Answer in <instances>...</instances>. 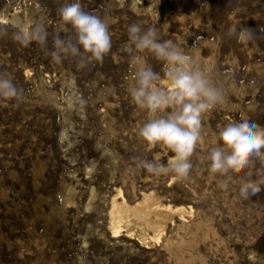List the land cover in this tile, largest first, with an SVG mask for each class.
I'll use <instances>...</instances> for the list:
<instances>
[{
  "label": "rangeland",
  "instance_id": "obj_1",
  "mask_svg": "<svg viewBox=\"0 0 264 264\" xmlns=\"http://www.w3.org/2000/svg\"><path fill=\"white\" fill-rule=\"evenodd\" d=\"M64 3L0 0V15L26 25L43 19L49 33L46 50L36 42L20 45L10 27L0 36V71L25 94L22 102L0 99V264H264V185L247 200L239 195L249 178L264 180V158L228 177L213 173L208 159L222 146L218 133L228 122L243 118L264 127V0H80L109 24L112 39L102 61L87 53L83 66L79 57L57 62L51 55L57 32L75 42V29L58 13ZM134 23L157 28L161 40L207 69L226 96L202 117L203 140L186 183L168 187L163 178L158 184L192 213L147 247L111 237L105 217L83 207L91 186L99 209L116 185L139 194L142 177L155 175L137 168L133 157L166 164L173 154L138 136L152 114L129 94L134 62L124 48ZM244 28L253 39H239L236 32ZM134 53L161 74L158 86H164L163 62L147 50ZM69 185L75 187L72 207L62 201Z\"/></svg>",
  "mask_w": 264,
  "mask_h": 264
},
{
  "label": "clouds",
  "instance_id": "obj_2",
  "mask_svg": "<svg viewBox=\"0 0 264 264\" xmlns=\"http://www.w3.org/2000/svg\"><path fill=\"white\" fill-rule=\"evenodd\" d=\"M61 19L75 29V42L71 36H53L51 55L59 62L63 56L79 57L80 64L86 62L90 53L96 61H102L112 48L109 24L100 15L85 11L80 0H72L58 9ZM12 28V38L22 46L38 43L46 50L49 33L45 21L37 19L31 25L22 20H12L0 26V36L7 35ZM130 43L124 50L132 54L134 71L129 87L133 102L152 116L138 129V136L149 144H163L174 154L167 163L159 159L133 157L137 168L153 175L173 173L178 179L189 176L193 167L192 156L203 140L202 117L210 109L225 102V91L215 84L207 69L199 67L177 44L161 40L158 29H144L134 23L128 27ZM240 40H251L256 35L251 29L236 32ZM83 49V53L81 52ZM147 50L163 62V71L170 86H158L161 74L154 71L142 56ZM24 90L19 88L10 73L0 71V99L24 100ZM79 103L86 101L76 97ZM170 109V111H169ZM222 146L214 147L208 156L213 173L228 177L231 172H240L249 166L253 158H264V127L248 119L230 121L219 130ZM251 177V173L248 174ZM264 180L249 178L239 188V195L247 200L257 195ZM227 189V181L221 185Z\"/></svg>",
  "mask_w": 264,
  "mask_h": 264
},
{
  "label": "bare ground",
  "instance_id": "obj_3",
  "mask_svg": "<svg viewBox=\"0 0 264 264\" xmlns=\"http://www.w3.org/2000/svg\"><path fill=\"white\" fill-rule=\"evenodd\" d=\"M8 19L11 21L16 20L14 15L11 18L0 15L1 22ZM163 83L164 86H170L167 78L163 79ZM62 134H64V131H62ZM159 154V152L156 153V156H159ZM173 155L168 154V160ZM86 168L87 170L90 169V167ZM160 176L151 177L146 175L142 177L144 185L139 189V194L135 193L133 188H122V186L116 185L114 191L107 198L105 209L97 207V192L91 186L89 195L86 196L83 202V207L88 212L96 213L95 216L103 215L105 217L106 227L111 237L124 235L130 239H136L142 246L147 247L150 242L162 240L167 235L170 224H175L177 220H186V215L192 213L191 205L175 203L172 198L168 199L169 197L167 198L164 193L167 188L160 190L158 185L163 178H167L168 187L175 184L176 181L183 180L186 183L187 179H178L173 173H167L166 176L161 178ZM157 178L159 179L157 180ZM187 187L193 191V186L188 185ZM62 201L66 207H72L76 204L75 187L73 185L65 188ZM83 242L85 243V239H83Z\"/></svg>",
  "mask_w": 264,
  "mask_h": 264
}]
</instances>
